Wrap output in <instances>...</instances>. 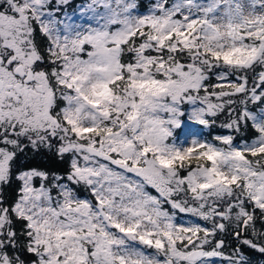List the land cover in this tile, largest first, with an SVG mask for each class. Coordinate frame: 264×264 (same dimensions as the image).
Here are the masks:
<instances>
[{
    "label": "snow or ice",
    "instance_id": "1",
    "mask_svg": "<svg viewBox=\"0 0 264 264\" xmlns=\"http://www.w3.org/2000/svg\"><path fill=\"white\" fill-rule=\"evenodd\" d=\"M245 248L264 256V0H0V264Z\"/></svg>",
    "mask_w": 264,
    "mask_h": 264
},
{
    "label": "trees",
    "instance_id": "2",
    "mask_svg": "<svg viewBox=\"0 0 264 264\" xmlns=\"http://www.w3.org/2000/svg\"><path fill=\"white\" fill-rule=\"evenodd\" d=\"M141 3L146 6L147 3H148V0H141ZM249 107H251V105H249ZM223 119H224V117L221 116L217 120V126L216 127H213L211 130H204V136L208 140L211 141L212 137L215 136V135L228 134V130L227 129H224V128H221V127L218 126L219 123H220V120H223ZM249 135L250 134L242 132L241 135L237 136V138H236L237 143H239L241 139L248 138ZM216 143H218V142H216ZM195 163L196 162L193 160V162H192L193 166H195ZM21 165H24V166H42V167H50V168L64 167L62 165H59L58 163H54L51 159H48V158H46L44 156H36L35 158H33L31 153H28L27 162H26V159H25L24 156L20 157V159L17 161V166L19 167ZM181 174L185 175L186 173L182 172ZM80 192H81L82 196L88 195L87 193H85L83 191V189H81ZM6 195L9 198H12V196H13L12 190L11 189H7L6 190ZM192 218L194 219L195 222H198V223H201V224L205 223L204 221L199 220L197 217H192ZM219 238L220 237L218 236L217 239H219ZM225 239H226L227 243H226V246L223 249V251L226 254H230L231 251H232V248L236 247V243L237 242L234 239H232L231 237H226ZM229 243H230L231 247L228 246ZM244 253H245L246 256H248L251 259L252 264H264V256H261L259 253L254 252L253 250L248 249V248L244 249Z\"/></svg>",
    "mask_w": 264,
    "mask_h": 264
},
{
    "label": "rangeland",
    "instance_id": "3",
    "mask_svg": "<svg viewBox=\"0 0 264 264\" xmlns=\"http://www.w3.org/2000/svg\"><path fill=\"white\" fill-rule=\"evenodd\" d=\"M86 58V57H85ZM186 175V174H185ZM178 219L181 221V222H185V223H192V222H195L194 219L188 215V214H179L178 216ZM215 264H221V261L218 259V258H215Z\"/></svg>",
    "mask_w": 264,
    "mask_h": 264
}]
</instances>
